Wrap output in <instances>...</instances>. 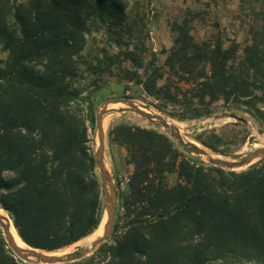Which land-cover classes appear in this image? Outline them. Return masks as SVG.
<instances>
[{"label": "trees", "instance_id": "1", "mask_svg": "<svg viewBox=\"0 0 264 264\" xmlns=\"http://www.w3.org/2000/svg\"><path fill=\"white\" fill-rule=\"evenodd\" d=\"M127 7L125 0H0V204L31 247L58 250L99 226L101 185L78 111L86 102L92 128L94 107L81 87V65H89L80 58L100 25L117 46L122 33L131 34ZM237 54L179 28L166 64L189 88L158 86L164 74L155 68L145 79H127L188 111L219 100L255 108L264 102V43L253 40ZM109 133L133 166L118 191L124 231L66 264H264V157L226 170L181 157L157 128L126 122ZM174 170L170 185L165 175ZM0 264L35 263L17 258L0 230Z\"/></svg>", "mask_w": 264, "mask_h": 264}, {"label": "rangeland", "instance_id": "2", "mask_svg": "<svg viewBox=\"0 0 264 264\" xmlns=\"http://www.w3.org/2000/svg\"><path fill=\"white\" fill-rule=\"evenodd\" d=\"M17 1L27 3L29 0ZM125 1L128 5L126 21L131 28V34L122 33L121 44L117 46L113 40L114 36L109 35L106 28L100 25L101 28L88 35L87 46L80 58L82 63L87 62L89 65V68L85 63L81 65L83 74L80 83L84 93L91 94L94 107L92 128L88 126L86 102L79 105L78 111L87 125L88 145L92 155L95 141V115L106 101L116 98L132 99L144 105L147 108L145 110L162 114L175 124L190 142L223 158H238L249 152L252 147L264 143V102H257L255 108H250L245 104L225 103L219 100L210 104L207 109L188 111L179 103L165 104L162 99L148 94L142 84L127 79V77L145 79L155 68L164 74L163 78L157 81L158 86L165 83L189 88V84L178 82V78L173 76L174 72L166 64L169 49L179 28L187 30L197 42L206 41L216 44L219 40L224 49H237V53L241 55L244 46L251 44L253 40L259 44L264 43V35L261 33L264 29V0ZM102 48H105L107 56H113V59H107L108 57L100 52ZM125 49L132 51V58H124L121 50ZM96 56L100 60L104 59V63L96 61ZM139 63L141 67H137ZM171 91L175 92L173 87ZM262 91L264 92L260 90L258 93ZM256 107L261 112L255 111ZM107 117L104 156L117 192L118 208V191L125 189L133 166L127 162L125 147L112 140L110 130L116 124L127 122L165 131L131 112L114 113ZM174 143L181 157L190 162L212 165L205 156L190 153L175 141ZM251 165L236 171L247 169ZM94 170L100 182L96 164ZM165 177L167 183L173 185L177 182V171L169 172ZM122 212L123 209L116 212L114 222L117 225L116 230L108 238V242H113L124 231ZM80 243L75 242L67 247ZM222 263L255 264L244 261ZM211 264H220V262Z\"/></svg>", "mask_w": 264, "mask_h": 264}, {"label": "water", "instance_id": "3", "mask_svg": "<svg viewBox=\"0 0 264 264\" xmlns=\"http://www.w3.org/2000/svg\"><path fill=\"white\" fill-rule=\"evenodd\" d=\"M117 103L124 105L119 107L109 106ZM145 109L147 108L144 105L132 99L116 98L106 101L95 115V141L93 146V157L100 175L102 195L101 220H103V224L97 235L89 242H83L54 251H47L44 249L31 247L25 243L17 233L18 237L23 241V243H25L26 246L20 245L17 243L11 230L10 222L12 223V221L9 215L8 218L4 216L2 213V209L4 208L0 204V230L5 243L17 258L24 262H31L35 264L71 263L88 257L99 245L106 242L111 236L117 212V192L104 156L105 127L103 122L107 116H110L114 113L122 114L126 112L137 114L154 126L162 128L170 138H172L186 151L198 156L207 155V152L203 148L186 139L180 132L179 128L175 124H170L165 116L162 114L149 112ZM262 157H264V143L258 147H252L249 152L235 159L209 156L207 161L214 166H218L226 170H237L246 168Z\"/></svg>", "mask_w": 264, "mask_h": 264}, {"label": "bare ground", "instance_id": "4", "mask_svg": "<svg viewBox=\"0 0 264 264\" xmlns=\"http://www.w3.org/2000/svg\"><path fill=\"white\" fill-rule=\"evenodd\" d=\"M123 105H124V104L117 103V104H113V105H109V106H112V107H119V106H123ZM149 112H151V111H149ZM152 113H155V112H152ZM155 114H159V113H155ZM165 118H166V117H165ZM166 119H167V118H166ZM167 121H168L170 124H173L169 119H167ZM107 123H108V117L104 119V122H103L104 127L106 126ZM201 148H202V147H201ZM203 149L207 152V155H202V156H205L207 159H208L209 156H211V157H219V158H220V156L214 154V153L211 152L210 150L205 149V148H203ZM222 158H223V157H222ZM2 213L4 214V216H5L6 218H8V214H7L6 210L2 209ZM10 224H11V230H12V232H13V235H14V237H15L17 243H19L20 245L26 246L25 243H23V241L18 237L17 232H16V230L14 229V227H13V225H12L11 222H10ZM102 224H103V220H101V222L99 223V226H98V227H97V228H96L91 234L85 236L83 239L77 241L76 243H80V242H81V243H83V242H89V241H90L92 238H94V237L97 235V233L100 231V229H101V227H102Z\"/></svg>", "mask_w": 264, "mask_h": 264}]
</instances>
